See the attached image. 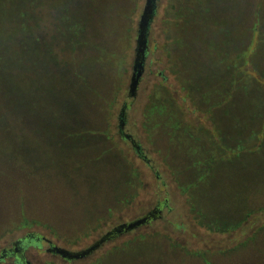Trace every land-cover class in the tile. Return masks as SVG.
I'll use <instances>...</instances> for the list:
<instances>
[{
  "label": "rangeland",
  "instance_id": "1",
  "mask_svg": "<svg viewBox=\"0 0 264 264\" xmlns=\"http://www.w3.org/2000/svg\"><path fill=\"white\" fill-rule=\"evenodd\" d=\"M145 3L12 0L0 57L29 109L0 141V264L28 235L79 252L158 205L85 258L23 257L264 264V0H158L131 98Z\"/></svg>",
  "mask_w": 264,
  "mask_h": 264
},
{
  "label": "trees",
  "instance_id": "2",
  "mask_svg": "<svg viewBox=\"0 0 264 264\" xmlns=\"http://www.w3.org/2000/svg\"><path fill=\"white\" fill-rule=\"evenodd\" d=\"M1 1L0 52L3 51V47L6 49L7 43H12L8 36H11V17L13 16L12 0H3L4 3ZM14 72L15 68L11 60L3 61L0 57V141L11 140L10 127L12 124L17 120L21 122L23 118H28L29 104L26 102V88L24 86L21 88L19 84H16Z\"/></svg>",
  "mask_w": 264,
  "mask_h": 264
},
{
  "label": "water",
  "instance_id": "3",
  "mask_svg": "<svg viewBox=\"0 0 264 264\" xmlns=\"http://www.w3.org/2000/svg\"><path fill=\"white\" fill-rule=\"evenodd\" d=\"M158 0H146L144 10L142 12L140 21H139V29H138V36H137V48H136V56L134 60V72L131 78V84H130V90H129V97L134 98L136 96L139 82L141 79V75L144 71V58H145V49L147 46V36H148V30L150 22L153 18V15L156 10V3ZM127 105L124 106L121 112L122 119L125 117V109ZM160 210L161 206H157L155 209H153L151 212L145 214L144 216L131 221L124 223L120 226L115 227L111 231L107 232L105 235H103L98 241H96L94 244H92L90 247H88L85 250H81L79 252H71L67 251L61 248H56L55 251L62 255L64 258H67L68 260H76V259H82L90 254H92L94 251H96L103 243L113 240L116 237L127 233L133 229L139 228L140 226L149 224L151 221L155 220L160 216Z\"/></svg>",
  "mask_w": 264,
  "mask_h": 264
},
{
  "label": "flooded vegetation",
  "instance_id": "4",
  "mask_svg": "<svg viewBox=\"0 0 264 264\" xmlns=\"http://www.w3.org/2000/svg\"><path fill=\"white\" fill-rule=\"evenodd\" d=\"M158 206H161V205H158ZM157 207V206H156ZM138 219V218H137ZM136 220V219H135ZM134 221V220H133ZM128 222H131V221H128ZM127 223V222H125ZM124 224V223H122ZM120 224V225H122ZM118 225V226H120ZM121 236V235H120ZM32 238V240H31ZM117 238V237H116ZM115 238V239H116ZM111 241V240H110ZM109 242V241H107ZM44 243H48L51 245V247L48 249L49 251H55V249L57 247H55V245L49 240L47 239L45 236H34L32 237V235H28L26 238H22V239H19L17 241H15L13 243V245L11 247H6L3 249L2 253L5 255V256H13L16 258V261L18 262H24V264H28V262H26V260L24 259L23 257V253L25 252L26 248L29 247V245H33V244H40V245H43ZM106 243V242H105ZM104 244V243H103ZM102 244V245H103ZM101 245V246H102ZM100 246V247H101ZM99 247V248H100ZM98 248V249H99ZM95 252V251H94ZM57 253V252H56ZM91 255V254H90Z\"/></svg>",
  "mask_w": 264,
  "mask_h": 264
}]
</instances>
